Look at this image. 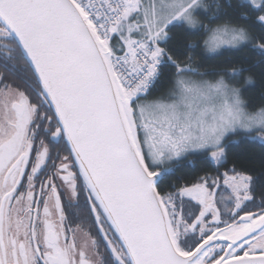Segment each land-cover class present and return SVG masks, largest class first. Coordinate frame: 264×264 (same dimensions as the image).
<instances>
[{"label": "snow or ice", "instance_id": "snow-or-ice-1", "mask_svg": "<svg viewBox=\"0 0 264 264\" xmlns=\"http://www.w3.org/2000/svg\"><path fill=\"white\" fill-rule=\"evenodd\" d=\"M257 86L264 0H0V264H264Z\"/></svg>", "mask_w": 264, "mask_h": 264}, {"label": "trees", "instance_id": "trees-1", "mask_svg": "<svg viewBox=\"0 0 264 264\" xmlns=\"http://www.w3.org/2000/svg\"><path fill=\"white\" fill-rule=\"evenodd\" d=\"M207 38H208L207 36H203L200 40V43L203 44V40L207 39ZM221 51L223 52V55L217 56L213 60H207V61H205V63L207 65L216 64V63H219L220 61H224V60L229 59L230 56L236 55V53L230 52L228 50L221 49ZM199 59H200V57H198V60ZM253 75H254V73H253ZM194 78L198 79V77H194ZM259 91H260V88H259V86H257L256 88L250 89V91L245 94L246 97L250 98L252 101L251 110H255V108H257L261 104H264V101H261L259 98ZM158 95H159L158 92H154L153 95L151 97H149V99H153V98L157 97ZM236 152L238 153V156L242 162L248 163L250 161V159H252V158H255V159L259 158V155L261 153V149H260L258 144L242 145L239 149L236 150ZM186 172H187V169H181V171L178 172L177 175H181V174H184Z\"/></svg>", "mask_w": 264, "mask_h": 264}, {"label": "flooded vegetation", "instance_id": "flooded-vegetation-1", "mask_svg": "<svg viewBox=\"0 0 264 264\" xmlns=\"http://www.w3.org/2000/svg\"><path fill=\"white\" fill-rule=\"evenodd\" d=\"M224 195H226V193H223Z\"/></svg>", "mask_w": 264, "mask_h": 264}, {"label": "rangeland", "instance_id": "rangeland-1", "mask_svg": "<svg viewBox=\"0 0 264 264\" xmlns=\"http://www.w3.org/2000/svg\"><path fill=\"white\" fill-rule=\"evenodd\" d=\"M159 95H160V93H159ZM159 95H158V96H159Z\"/></svg>", "mask_w": 264, "mask_h": 264}]
</instances>
